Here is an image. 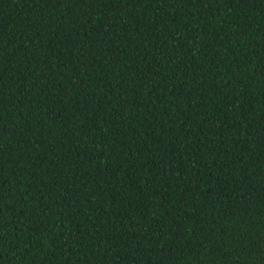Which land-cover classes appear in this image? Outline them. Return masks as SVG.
<instances>
[{"label":"trees","instance_id":"trees-1","mask_svg":"<svg viewBox=\"0 0 264 264\" xmlns=\"http://www.w3.org/2000/svg\"><path fill=\"white\" fill-rule=\"evenodd\" d=\"M0 264H264V0H0Z\"/></svg>","mask_w":264,"mask_h":264}]
</instances>
